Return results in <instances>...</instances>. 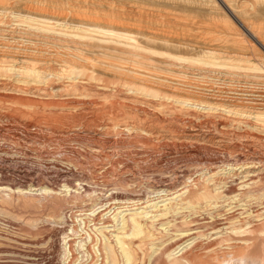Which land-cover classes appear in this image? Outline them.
<instances>
[{
  "label": "rangeland",
  "instance_id": "rangeland-1",
  "mask_svg": "<svg viewBox=\"0 0 264 264\" xmlns=\"http://www.w3.org/2000/svg\"><path fill=\"white\" fill-rule=\"evenodd\" d=\"M225 1L0 0V188L62 197L0 199V264H102L117 206H147L154 248L198 244L190 264L264 221V48L237 19L264 43V0ZM144 236L136 263L169 264Z\"/></svg>",
  "mask_w": 264,
  "mask_h": 264
},
{
  "label": "bare ground",
  "instance_id": "bare-ground-1",
  "mask_svg": "<svg viewBox=\"0 0 264 264\" xmlns=\"http://www.w3.org/2000/svg\"><path fill=\"white\" fill-rule=\"evenodd\" d=\"M223 2L226 3L225 0H222ZM227 4V3H226ZM228 5V4H227ZM238 19V22L241 24L240 26H242L246 31H248L252 36L253 38L257 41V43H259L260 45H262V47L264 48V43L256 36V34H254L251 29L239 18ZM122 21V20H121ZM122 23V22H121ZM125 23V22H124ZM153 24V23H151ZM97 25V24H96ZM126 25V24H125ZM106 26V25H105ZM90 27V26H89ZM126 27V26H125ZM113 28V26H112ZM119 28V27H118ZM123 28V27H122ZM130 27H128L127 29H129ZM99 29V28H98ZM107 29V28H106ZM121 30V29H120ZM126 30V29H125ZM141 31V30H140ZM143 31V30H142ZM118 32V31H117ZM121 32V31H120ZM132 32V31H131ZM136 32V31H135ZM146 32V31H145ZM144 32V33H145ZM148 32V31H147ZM126 33V32H124ZM138 33V32H137ZM149 33H151L149 31ZM126 34H129V33H126ZM152 34V33H151ZM160 34V33H159ZM157 33V36L159 35ZM46 35V34H45ZM77 35V34H76ZM103 35V34H102ZM130 35H133V32L132 34ZM143 36V34H141ZM147 35V34H146ZM155 35V34H154ZM52 36V35H51ZM81 36V35H79ZM114 36V35H113ZM156 36V37H157ZM48 37V35H47ZM70 37V36H69ZM74 37H77V36H74ZM144 37V36H143ZM148 37V35H147ZM155 37V38H156ZM160 37V35H159ZM164 37V36H163ZM66 38V37H65ZM149 38V37H148ZM166 38V37H165ZM164 38V39H165ZM160 39V38H159ZM161 39H162V36H161ZM163 39V40H164ZM172 39V38H171ZM170 39V40H171ZM184 39V38H183ZM83 41L86 42L85 39H81ZM147 40V39H146ZM169 40V42H171ZM179 40V39H178ZM175 41V40H174ZM183 41V40H182ZM176 42V41H175ZM131 43V42H130ZM177 43V42H176ZM186 43V42H185ZM81 44V42H80ZM84 44V42H83ZM86 45V44H85ZM180 45V44H179ZM23 49V48H22ZM26 49V47H25ZM32 49V48H31ZM36 50V49H35ZM145 50V49H144ZM31 51V50H30ZM29 51V52H30ZM37 51V50H36ZM135 53V52H134ZM132 55V54H130ZM135 55V54H134ZM31 56V55H30ZM193 58V57H192ZM36 59V58H35ZM192 60V59H191ZM131 61V60H129ZM134 61V60H133ZM117 62V60L115 61ZM129 65V64H128ZM110 66V65H109ZM133 66V64H132ZM32 67V66H31ZM68 67V66H67ZM112 67V66H110ZM115 67V66H114ZM117 67V66H116ZM134 67V66H133ZM70 69V68H69ZM82 69V68H81ZM130 69V68H129ZM27 70V69H26ZM36 70V69H34ZM120 70V68H119ZM131 71V70H129ZM32 72V71H31ZM38 72V71H37ZM80 73V72H79ZM83 73V72H82ZM140 73V72H139ZM37 74V73H36ZM66 75V74H65ZM69 75V74H68ZM78 76V75H77ZM71 79V78H70ZM163 80V79H162ZM160 82V81H159ZM161 84V83H160ZM164 85V84H162ZM167 86V85H166ZM170 86V85H169ZM145 87V86H144ZM151 88V87H150ZM135 91V90H134ZM141 92V91H140ZM173 101V100H172ZM247 163V162H246ZM208 179V178H207ZM205 179L204 182L207 180ZM200 181V180H199ZM202 181V180H201ZM198 183V181H197ZM196 183V185H197ZM202 183V182H201ZM207 183V181H206ZM191 184V183H190ZM195 186V185H194ZM198 186V185H197ZM204 186V185H203ZM188 187V186H187ZM209 184L208 185H205L204 188H205V191L201 193V198L203 199H207L205 201L209 202L208 200H212V201H218L219 197L223 194V191H220L218 192V194H212L210 192V188H209ZM167 188V187H166ZM172 188V187H171ZM186 188V187H185ZM209 188V189H208ZM182 189V188H181ZM187 189V188H186ZM200 189V188H199ZM5 190V193L4 195L0 193V199L1 200H4V201H8V202H11L12 199L16 196L18 197L19 200H24L25 202H31L33 204H39L41 202H43L44 200L46 199H50V198H57V199H62V197H60L59 194H56L54 192H52L51 189H47V188H43V187H38V188H35V189H30L28 191L24 190V188H21V189H18L16 190L15 188H3L1 187L0 188V191H4ZM7 190V192H6ZM9 190V191H8ZM34 190H37V191H34ZM229 190V189H228ZM67 194H72L71 193V190H66ZM74 191V190H73ZM187 191L189 192L188 193V199L189 202L191 203H194L196 200L198 199H195V198H199V194L196 192V190L193 188V186H189ZM250 191V190H249ZM76 192V190H75ZM74 192V193H75ZM164 192H166V189L162 190L161 192H158L156 194H160V196L158 195V197H164L163 194H165ZM170 192V191H169ZM180 192V191H179ZM178 192V193H179ZM186 192V191H185ZM62 193V192H61ZM176 193V192H174ZM181 193V192H180ZM170 193L166 192V195H168ZM59 195V196H58ZM181 195H184V194H181ZM257 195V194H256ZM63 196V195H62ZM65 196V195H64ZM67 196V195H66ZM75 196V195H74ZM101 196V195H100ZM185 196V195H184ZM199 196V197H198ZM167 197V196H166ZM165 198V197H164ZM154 199V198H153ZM184 199V198H183ZM214 199V200H213ZM56 200V199H55ZM186 200V199H185ZM136 201V200H135ZM139 201V200H138ZM211 201V202H212ZM97 202V201H96ZM117 202V201H116ZM120 203H124V202H132L134 203L133 201H128L127 200H119ZM118 202V203H119ZM151 202L150 200H148L146 203H149ZM200 202V201H199ZM117 203V204H118ZM119 203V204H120ZM137 203V202H136ZM187 203V202H186ZM202 203V202H201ZM218 203V202H217ZM216 203V204H217ZM97 204V203H96ZM96 204H93V206H95ZM109 204V203H108ZM108 204L106 203L105 205H102V206H99V207H95L94 210L92 211L93 214H99L100 211L102 212V210H105L108 208ZM126 204V203H125ZM212 204V203H211ZM111 205V204H110ZM133 205V204H132ZM190 205V204H189ZM202 204H200L201 206ZM128 208H129V211L132 210L133 208L129 205H126ZM138 206V205H137ZM140 206V205H139ZM142 206V205H141ZM103 207V208H102ZM125 207V208H127ZM134 207H136L134 205ZM190 207V206H189ZM191 207H192V204H191ZM217 207V206H216ZM102 208V209H101ZM116 208V207H115ZM124 207L120 206L116 208L117 211H113L112 214H111V217L114 218V221L116 220V222L118 224H120V232H118V234L116 235V241H115V244L111 243L109 241V239L106 237L105 233H104V225L103 226H99L97 227V230L99 231V234L98 233H95L97 234V239H94L96 240V243H94V253L96 252L97 255H99V257H102V264H137V260H138V255L139 254V251H138V248L134 247L132 244H134V240L133 238L135 237H138L140 236L141 234L145 233V236L142 237L143 239H141L140 241L144 240L146 241V245H150V248H151V252H149L148 255H150V257L153 255L154 252H156V249L158 248H154L153 247V241H149V239H151L153 236L151 235L150 237L147 236V233L145 232V227L146 226L144 224L143 226V221L140 219V216L142 214H147L149 211H146L147 210V206L144 207V211H137L136 209H134L135 211H130L129 213H125V214H122V212L124 211L123 210ZM127 208V209H128ZM199 208V205L197 207L196 206H193V210L196 209L198 210ZM114 209V208H113ZM191 209V208H190ZM200 209V208H199ZM207 209V208H206ZM191 211V210H190ZM108 212H111L108 211ZM106 212V213H108ZM198 212V211H197ZM193 213V212H192ZM61 214V213H60ZM64 214L62 215H58L57 218H58V221L59 219H64L65 217L63 216ZM81 220V219H80ZM247 223V222H246ZM84 224V223H83ZM107 226V225H106ZM242 226L244 225H241V226H234L232 227V230L235 232V234H237L238 236H232L231 238H229L228 240L229 241H232L230 243V249H222V248H218V249H214L212 251V253H210L209 255H207V258L208 260H210V264H264V260H262L260 258V256H257L256 254H253L249 251L250 247L254 246L257 244L258 240L263 238L262 235V232L264 231V221L262 222H259L257 224H253L251 226H249L248 228H243L242 229ZM147 229V228H146ZM96 230V231H97ZM150 232V231H149ZM168 234V233H167ZM89 235V233H88ZM87 235V236H88ZM243 235H249V237H244ZM243 236V237H241ZM94 236L92 235V238ZM96 238V237H95ZM89 240H91L89 238ZM220 239H214V240H211V244H214L216 243V241H218ZM88 241V239H87ZM134 241V242H133ZM71 243V242H70ZM92 243V242H91ZM201 243V242H200ZM88 244V243H87ZM90 244V243H89ZM70 245V244H69ZM77 245H78V248H82L85 247L86 248V243H85V240H80L79 242H77ZM172 245V244H171ZM174 245V244H173ZM71 246V245H70ZM92 246V245H91ZM118 246V247H117ZM198 244L196 243H193V245H188L186 247H183L181 249L178 250L177 253L174 252V249L172 250L173 246H167L164 247L163 249L161 248H158V250L160 251V255L158 258H161L162 255H163V259L168 262L169 264H190V263H187V262H192L193 258H194V254H196L195 252V249L198 248L197 247ZM138 247V246H137ZM72 247H70V251H71V255H72V258L73 256L75 255L74 254V251L71 250ZM116 248H119L120 249V252L118 253L117 249ZM149 248V247H148ZM158 251V252H159ZM91 252V251H90ZM164 255H165V258H164ZM95 256V255H94ZM95 257H98V256H95ZM98 257V258H99ZM153 258V257H152ZM83 259V258H82ZM143 259V258H142ZM162 259V258H161ZM82 261V260H81ZM74 263V262H73ZM151 263V262H150ZM141 264V263H140Z\"/></svg>",
  "mask_w": 264,
  "mask_h": 264
},
{
  "label": "built area",
  "instance_id": "built-area-1",
  "mask_svg": "<svg viewBox=\"0 0 264 264\" xmlns=\"http://www.w3.org/2000/svg\"><path fill=\"white\" fill-rule=\"evenodd\" d=\"M40 258H36V259H34V260H32L33 262H35V261H38ZM36 263V262H35ZM37 264V263H36Z\"/></svg>",
  "mask_w": 264,
  "mask_h": 264
}]
</instances>
